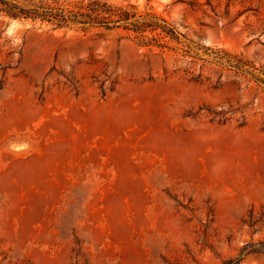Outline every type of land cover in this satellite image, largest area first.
<instances>
[{
  "label": "rangeland",
  "instance_id": "1",
  "mask_svg": "<svg viewBox=\"0 0 264 264\" xmlns=\"http://www.w3.org/2000/svg\"><path fill=\"white\" fill-rule=\"evenodd\" d=\"M107 1L178 39L0 11V264H225L264 240V0Z\"/></svg>",
  "mask_w": 264,
  "mask_h": 264
},
{
  "label": "trees",
  "instance_id": "2",
  "mask_svg": "<svg viewBox=\"0 0 264 264\" xmlns=\"http://www.w3.org/2000/svg\"><path fill=\"white\" fill-rule=\"evenodd\" d=\"M76 7V9L52 7L42 3H32V6L28 7L19 5L13 0H0V11L13 17L47 20L60 27L73 24H80L83 27L86 25H100L109 29L123 27L127 30L141 31V36L146 38L147 35H144V32L148 28L151 31L161 29L162 32L171 38L178 39L177 31L171 25L156 21L140 22L136 18L137 12L133 9L135 8L134 5L128 8L115 5L107 0H79ZM152 41L159 45L161 44L160 36H152L149 40H143L144 43H151ZM239 63L237 62V64ZM238 110V108L217 110L214 107H208V112L213 116V119L219 117L220 121H226L229 118L226 116L228 113L234 114ZM241 117L243 118L244 115H241ZM244 222L255 230L260 229V225L264 223V209L257 213L255 207H252L248 218ZM248 253L264 254V240L246 242L241 249L240 255L225 264L240 263L244 255Z\"/></svg>",
  "mask_w": 264,
  "mask_h": 264
}]
</instances>
